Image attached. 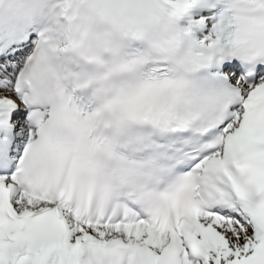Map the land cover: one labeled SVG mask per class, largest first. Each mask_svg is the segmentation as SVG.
I'll return each mask as SVG.
<instances>
[{
	"label": "snow or ice",
	"instance_id": "snow-or-ice-1",
	"mask_svg": "<svg viewBox=\"0 0 264 264\" xmlns=\"http://www.w3.org/2000/svg\"><path fill=\"white\" fill-rule=\"evenodd\" d=\"M0 264H264V0H0Z\"/></svg>",
	"mask_w": 264,
	"mask_h": 264
}]
</instances>
